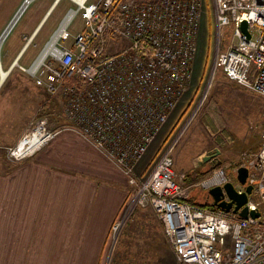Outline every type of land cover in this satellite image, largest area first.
<instances>
[{
	"label": "built area",
	"instance_id": "2783aa9c",
	"mask_svg": "<svg viewBox=\"0 0 264 264\" xmlns=\"http://www.w3.org/2000/svg\"><path fill=\"white\" fill-rule=\"evenodd\" d=\"M72 1L77 9L66 13L32 66L22 69L51 99L60 101L68 121L65 129L89 141L137 187L112 226L111 250L130 211L150 207L180 264H264V129L262 148L245 158V185L238 181V171L231 178L221 167L195 187L178 179L172 147L183 128L145 178L135 175L191 80L202 0ZM212 3L214 69L264 99V0ZM78 14L83 28L72 35L69 26ZM243 21L250 39L241 30ZM225 27H232L234 44L221 50ZM123 42L128 46L112 54L110 49ZM60 132L50 127L47 117L40 118L18 143L4 149L6 156L13 163L29 160ZM228 183L239 194L253 187L245 207L259 212L258 218L242 219L188 202L192 188L211 190Z\"/></svg>",
	"mask_w": 264,
	"mask_h": 264
},
{
	"label": "rangeland",
	"instance_id": "374dc122",
	"mask_svg": "<svg viewBox=\"0 0 264 264\" xmlns=\"http://www.w3.org/2000/svg\"><path fill=\"white\" fill-rule=\"evenodd\" d=\"M25 1L0 0V39ZM51 2L52 0L31 1L20 21L6 38L0 51V80H2V72L9 70L19 56L23 44L32 37ZM71 9H77L76 3L72 0L60 1L51 17L46 20L30 43L18 65L0 87V137L3 140V143L0 141L1 152L5 153L4 149L7 148L9 141L18 136L20 139L40 118L47 117L51 128L68 126V121L62 114L60 101L51 99L25 70L32 66ZM214 12L212 0H202V19L196 36L197 50L191 80L176 108L170 113L167 122L150 146L152 150L149 148L136 167L139 173L136 175L135 169L137 178L146 177L150 165L164 149L172 145L176 134L182 128L176 138V140L179 138L178 141L172 147L175 175L178 179L183 178L184 184H191L194 187L200 183L201 179L194 178L191 182H187L186 178L197 170L203 171L202 169L205 168L203 165L208 163L204 161L205 157L219 151L218 159L221 164L216 168L225 169L233 178L241 167H245V158H249V155L257 153L262 148L264 99L228 81L222 71L214 69L217 48L216 31L212 30ZM83 24L81 15L78 14L71 22L69 32L75 35L82 30ZM201 35L206 38V43L203 45H201ZM71 42L72 40L68 41V43ZM233 44L232 27L223 28L220 49L225 50ZM127 46L128 43L123 42L118 48L110 49V51L115 54ZM202 47H205V51ZM199 68V76L194 79L195 72ZM205 89H208L205 93L207 96L200 104ZM154 151L156 154L153 156ZM151 156H153L151 164L146 163L145 159ZM140 165L143 166L140 167ZM136 192L137 187H133L129 195V203ZM208 192L209 190L200 187L192 188L189 199L197 204L211 205L213 201ZM108 257V263L105 264H180L165 239L157 216L150 207L130 211L115 242V247Z\"/></svg>",
	"mask_w": 264,
	"mask_h": 264
},
{
	"label": "crops",
	"instance_id": "0c3cea01",
	"mask_svg": "<svg viewBox=\"0 0 264 264\" xmlns=\"http://www.w3.org/2000/svg\"><path fill=\"white\" fill-rule=\"evenodd\" d=\"M65 128H52L61 132L29 160L13 163L0 151V264L108 263L111 229L133 187L89 141Z\"/></svg>",
	"mask_w": 264,
	"mask_h": 264
},
{
	"label": "water",
	"instance_id": "95a60500",
	"mask_svg": "<svg viewBox=\"0 0 264 264\" xmlns=\"http://www.w3.org/2000/svg\"><path fill=\"white\" fill-rule=\"evenodd\" d=\"M59 1L60 0H56L54 6L49 10L47 15L44 17L43 21L40 23V25L38 26L37 30L34 32L32 37L29 39V41L25 45V47L22 50V52L19 54V56L17 57L15 62L12 64V66L7 71L8 75L12 72L14 67L16 65H18V61L22 57L23 53L28 48V46L30 45L31 41L37 35L39 30L42 28V26L46 22L47 18L50 16V14L52 13V11L54 10L55 6L57 5V3ZM28 2H29V0H26L21 8H23L25 6V4L28 3ZM241 30L247 36L248 39L251 38V35H250L249 31H248V23H247V21H243L242 22ZM3 83H4V80H0V87L3 85ZM218 155H219V151H216V153L214 155L205 157L204 161L208 162V161H210L213 158L212 160H216L218 162V165H219V164H221V162L218 159ZM248 173H249V171H248V168H246V167H241L238 170L237 179L242 185L246 184ZM252 191H253V187L252 186H247L246 187V191L244 193H242V194H239L236 191V189L234 188V186L231 183H228L224 187H215V188L209 190L208 194H209L210 198L213 201V206L216 209L222 210L225 213L236 214V215H238V217H240L242 219H248L249 216H251L252 218H258L260 216L259 212H254V211L249 212L248 208L245 207V204L248 201V196L252 194Z\"/></svg>",
	"mask_w": 264,
	"mask_h": 264
},
{
	"label": "bare ground",
	"instance_id": "6f19581e",
	"mask_svg": "<svg viewBox=\"0 0 264 264\" xmlns=\"http://www.w3.org/2000/svg\"><path fill=\"white\" fill-rule=\"evenodd\" d=\"M31 1H35V0H29L28 3L25 4V6L23 8H21V10L18 12L17 16L15 17V19L13 20V22L9 25V27L7 28L6 32L4 33V35L2 36V38L0 39V51H1V48L3 46V43L5 42L6 38L8 37V35L11 33V31L13 30V28L17 25V23L20 21V19L22 18L23 14L25 13V11L27 10L28 6L30 5V2ZM75 1H79L80 3H82L84 0H75ZM49 18V17H48ZM47 18V20H48ZM61 25H63L61 23ZM60 25V26H61ZM36 68H34L35 70ZM9 75L7 74V72H2V80H6V78L8 77ZM212 208L216 209L214 206H213V202H212ZM204 209H208V208H204ZM209 210H212V209H209ZM214 211V210H212Z\"/></svg>",
	"mask_w": 264,
	"mask_h": 264
},
{
	"label": "trees",
	"instance_id": "16d2710c",
	"mask_svg": "<svg viewBox=\"0 0 264 264\" xmlns=\"http://www.w3.org/2000/svg\"><path fill=\"white\" fill-rule=\"evenodd\" d=\"M218 165V162L216 160H210L208 161V163H205L203 166L205 167L204 169H202L203 171H199L197 170L196 173H194L193 175H190V176H187L186 178V181L187 182H191L192 180H195L196 179H199V178H202L203 176H205L207 174V172H209L210 170L213 171L214 169H216ZM210 171V172H211ZM188 202L194 204V205H200L202 206L203 208H207L209 207L208 209H212V210H216L214 208H212V205H209V204H206V205H201V204H197L195 201L191 200V199H188ZM161 226V224H160ZM162 227V226H161ZM163 229V228H162ZM166 239V238H165ZM167 240V239H166ZM170 245V244H169Z\"/></svg>",
	"mask_w": 264,
	"mask_h": 264
}]
</instances>
